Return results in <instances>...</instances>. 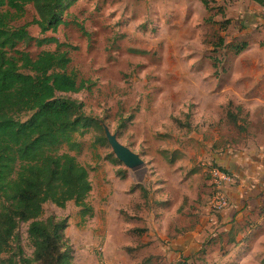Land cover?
Returning a JSON list of instances; mask_svg holds the SVG:
<instances>
[{
  "label": "rangeland",
  "instance_id": "rangeland-1",
  "mask_svg": "<svg viewBox=\"0 0 264 264\" xmlns=\"http://www.w3.org/2000/svg\"><path fill=\"white\" fill-rule=\"evenodd\" d=\"M251 5L248 0H77L65 11V24L55 33L42 34L32 24L36 13L31 5L10 25L27 26L34 38L55 37L73 46L68 72L87 82L89 89L57 95L81 102L84 114L98 121L102 131L108 128L123 146L139 156L154 157L159 148L169 149L174 136L189 129V122L197 124L196 133L202 130L200 123L208 124L211 139L216 134L220 138L215 146L238 145L236 48L251 43L264 27L255 20L260 15ZM241 8L250 13L243 16ZM17 48L34 57L55 47L19 44ZM99 137L105 138L104 131L95 128L76 134L81 151L71 153L89 169L92 191L88 203L93 216L82 219L79 209L69 202L64 209L45 204L42 218H67L65 234L73 248V264H139L147 256L151 264L182 263L176 254L157 251L151 236L142 235L141 240L130 234L127 225L125 203L130 189L125 193L126 180L117 172L125 176L131 172L136 183L148 181L149 172L154 171L153 159L144 158L150 162L149 170H129L119 161L116 165L107 141L96 143ZM206 225L209 237L219 231L218 225ZM25 230L24 225L21 242L25 255L30 256ZM209 237L199 240L205 243ZM145 241L150 244L147 251L139 248L131 255L125 251ZM238 252L234 249L225 258L219 252L209 258L196 253L188 264H264L246 254L245 248V261H238L242 256Z\"/></svg>",
  "mask_w": 264,
  "mask_h": 264
},
{
  "label": "trees",
  "instance_id": "trees-1",
  "mask_svg": "<svg viewBox=\"0 0 264 264\" xmlns=\"http://www.w3.org/2000/svg\"><path fill=\"white\" fill-rule=\"evenodd\" d=\"M76 1L0 0V264H73V248L65 234L67 218H42L44 205L64 209L73 202L82 219L93 216L88 203L92 191L89 169L71 153L81 151L76 134L93 128L103 131L98 121L84 114L81 102L57 95L89 89L87 82L68 72L70 52L75 48L55 37L34 38L27 26L10 25L31 5L36 13L32 24L42 34L55 33L65 24V11ZM252 1L264 7V0ZM19 44L55 48L33 57L19 50ZM247 47L246 43L238 46V55ZM22 115L27 119L21 120ZM235 122L234 117V126ZM96 143L105 144L106 139L99 137ZM117 175L123 179L125 172ZM24 225L30 256L25 255L21 242ZM142 232L135 230L136 235ZM137 249L125 251L131 255ZM198 254L205 256L203 247ZM181 258L179 264L192 259ZM151 261L150 256L139 264Z\"/></svg>",
  "mask_w": 264,
  "mask_h": 264
},
{
  "label": "crops",
  "instance_id": "crops-1",
  "mask_svg": "<svg viewBox=\"0 0 264 264\" xmlns=\"http://www.w3.org/2000/svg\"><path fill=\"white\" fill-rule=\"evenodd\" d=\"M248 1L260 15L255 20L264 26V7ZM248 13L241 8L243 16ZM237 77L238 145L215 146L220 138L216 134L211 139L208 124L200 123L202 130L196 133L197 124L189 122V129L176 134L169 149L159 148L154 157L140 156V169L149 170L150 162L144 158L153 159L148 181L134 182L131 172L123 179L125 193L130 189L125 203L130 234L151 236L159 252L192 258L203 247L205 258L214 252L225 258L234 249L242 253L245 248L246 254L264 263V27L238 55ZM209 162L232 178L225 187L229 207L217 218L215 240L210 237L217 233L209 232V237L206 225L210 183L202 164ZM135 230L144 232L136 235ZM204 236L209 238L202 243ZM147 245L145 241L136 246L147 251ZM241 255L238 261H245Z\"/></svg>",
  "mask_w": 264,
  "mask_h": 264
},
{
  "label": "built area",
  "instance_id": "built-area-1",
  "mask_svg": "<svg viewBox=\"0 0 264 264\" xmlns=\"http://www.w3.org/2000/svg\"><path fill=\"white\" fill-rule=\"evenodd\" d=\"M205 173L210 183V193L207 200V222L217 225L218 216L229 207L225 187L232 182L228 172L212 163H203Z\"/></svg>",
  "mask_w": 264,
  "mask_h": 264
},
{
  "label": "water",
  "instance_id": "water-1",
  "mask_svg": "<svg viewBox=\"0 0 264 264\" xmlns=\"http://www.w3.org/2000/svg\"><path fill=\"white\" fill-rule=\"evenodd\" d=\"M105 139L109 144L112 153L117 161H119L125 168L129 170H135L143 165V161L140 156L132 152L129 148L119 143L115 134H111L108 128H103Z\"/></svg>",
  "mask_w": 264,
  "mask_h": 264
}]
</instances>
